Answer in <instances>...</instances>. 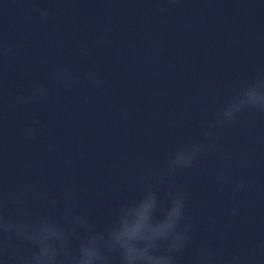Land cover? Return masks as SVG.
<instances>
[{"label":"water","instance_id":"obj_1","mask_svg":"<svg viewBox=\"0 0 264 264\" xmlns=\"http://www.w3.org/2000/svg\"><path fill=\"white\" fill-rule=\"evenodd\" d=\"M33 7L48 8L53 18L30 13ZM21 34L30 47L0 66L4 90L24 94L42 85L48 95L6 105L0 147L7 191L38 181L58 200L54 208L31 200L33 219H62V191L75 178L74 213L103 230L119 206L141 197L147 173H167L170 157L203 142L241 85L264 77V0H0V38L11 44ZM81 47L89 59H80ZM65 66L74 75L97 72L104 86L52 84L51 74ZM34 122L44 132L30 140L23 129ZM217 145L156 185L165 209L169 190L190 194L185 214L193 244L179 264H190L200 247L264 264V117L245 112L237 126L220 131ZM220 172L252 186L236 194V216L233 184L220 185Z\"/></svg>","mask_w":264,"mask_h":264},{"label":"clouds","instance_id":"obj_2","mask_svg":"<svg viewBox=\"0 0 264 264\" xmlns=\"http://www.w3.org/2000/svg\"><path fill=\"white\" fill-rule=\"evenodd\" d=\"M157 10L163 12L166 9L161 7ZM29 12L36 13L44 20L53 18L52 12L45 7H33ZM29 47L30 41L23 34L11 44L0 38V66L5 62H14ZM90 56L88 48L79 49L82 61ZM81 81L97 89L104 86L103 78L94 71L74 75L71 68L65 66L50 76V82L57 86L71 87ZM47 95L48 89L42 85L24 94L6 92L0 77V128L6 118V105L28 106ZM247 111L264 117V77L241 85L207 125L203 142L186 145L170 157L167 173L155 170L147 173L143 179L141 197L119 206L115 220L103 230H98L87 215L74 213L75 178L62 191L66 205L62 219H33L27 211L31 200H38L53 208L58 200L47 190H41L38 181L12 192L7 191L4 154L0 147V264H179L180 255L191 249L193 244V225L185 214L190 194L179 189L169 190L164 195V201H167L165 209L156 185L164 184L168 174L190 169L202 155L218 150L220 131L237 126ZM43 132L44 127L39 122L23 129L24 136L30 140H36ZM229 159L225 157V160ZM65 163L72 167L75 160L69 158ZM241 164L247 166L250 161L241 159ZM216 180L220 185L233 184L230 215L236 216L239 211L236 194L252 186L243 180L232 181L226 172H220ZM216 223L215 218L209 219L212 226L210 231L215 230ZM73 242L77 244L75 248ZM190 264H248V258L240 253L225 258L212 248L200 247L193 251Z\"/></svg>","mask_w":264,"mask_h":264}]
</instances>
